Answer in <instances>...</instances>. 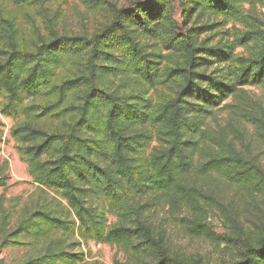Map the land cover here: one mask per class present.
I'll list each match as a JSON object with an SVG mask.
<instances>
[{"label": "trees", "instance_id": "1", "mask_svg": "<svg viewBox=\"0 0 264 264\" xmlns=\"http://www.w3.org/2000/svg\"><path fill=\"white\" fill-rule=\"evenodd\" d=\"M10 1L34 4V0ZM190 1L194 11L245 26V31L236 34V43L244 47L254 45L258 51L249 56L231 55L213 46L201 48L187 39L179 40L165 0H151V20L130 15L125 22L124 10H116L113 20L92 36L60 35L49 30L47 40L24 45L0 6V113L3 116L15 119L22 115L27 119L39 111L27 100L44 92L50 96L46 95L48 103L41 113L54 111L62 115L65 110H61L60 103L65 95L78 88L85 89L76 116L64 132H52L29 122H16L10 131L33 181L61 196L74 220L37 210L8 234L6 216L0 210L1 245L19 243L18 235L38 239L57 231L69 233L77 223L84 241L114 245L139 259L117 264H211L200 257L170 250L154 233L148 212L162 200L192 201L185 192L184 180L196 168L193 150L202 157L197 167L201 173H218L231 183L249 188L263 183L264 171L258 164L235 151L233 143L224 136H214L202 127L206 115L230 97L227 107L234 108L253 125L263 123L264 118L256 111L248 112L241 106V100L245 101L244 86L258 85L264 90V29L253 25L251 16L243 11V6L254 0ZM261 1L264 5V0ZM137 24L150 38L163 41L165 49L179 52L183 65L160 70L153 67L150 55L131 35L132 26ZM117 33L121 34L118 38ZM114 40L122 49L120 56L102 49L105 42ZM202 53L218 62H229L230 80L199 72L197 68L205 59L200 56ZM80 57L85 59L86 73L73 74L58 82L53 80L60 66ZM107 62L117 68L101 65ZM105 67L113 70L124 67L152 88L174 80L176 91L154 104L142 98L131 101V96H119L101 87ZM84 130L95 135L85 134ZM151 141L156 144L149 155L134 158ZM4 171L5 165L0 163V187L5 185ZM87 196L107 201L117 221L108 224L101 212L85 204ZM227 226L238 250L233 259L218 264H264V226L255 235L244 233L235 220ZM82 260L81 252L51 245L23 264H77Z\"/></svg>", "mask_w": 264, "mask_h": 264}, {"label": "rangeland", "instance_id": "2", "mask_svg": "<svg viewBox=\"0 0 264 264\" xmlns=\"http://www.w3.org/2000/svg\"><path fill=\"white\" fill-rule=\"evenodd\" d=\"M165 1L175 20V34L179 40L187 39L193 46L201 48L213 46L231 55L249 56L258 51L254 45L244 47L236 43V34L245 31V26L194 11L190 0ZM0 6H3L6 16L18 30V40L24 45L47 40L49 30L60 35L92 36L113 20L116 10H124L122 19L125 22L130 15L135 19L151 20V0H34V4H13L10 0H0ZM243 11L251 16L253 25L264 29V5L261 0L245 4ZM127 24L131 25V22ZM120 35L117 33L116 38ZM131 35L136 38L141 49L150 55L151 65L158 70L183 65L179 52L175 49L170 51L165 49L163 41L150 38L139 24L132 26ZM116 44L115 40L107 41L102 45V49L120 56L122 49ZM200 56L205 59L202 61L204 64L197 68L199 72L230 80L229 62H218L214 57L204 53ZM84 61L85 59L80 57L60 66L53 80L58 82L73 74L86 73ZM101 65L117 68L112 62ZM110 67L102 70L101 87L119 96H131V101L142 98L154 104L167 99L176 91L177 83L174 80L152 88L136 73L128 72L129 70L124 67L115 70ZM242 90L245 101L241 100V106L248 112L256 111L258 116L264 118L263 88L258 85H247ZM84 93V88L68 92L60 103L61 110H65L62 115L54 111L41 113L48 103L46 95L50 96L46 92L27 100L29 104L39 109L34 114L31 113L27 119L22 115L11 119L0 113V163L5 165V185L0 187V210L6 216V233H12L20 222L28 219L37 210L49 211L68 220H74L71 209L61 196L41 188L33 181L10 131L16 122H29L52 132H64L71 119L75 118ZM231 100L230 97L220 106L213 108L206 115L202 128L214 136H224L227 141L233 143L235 151L258 164L264 171V121L251 124L244 116L235 112L234 108L227 107ZM98 118L100 121V114ZM147 130L152 131V128L147 127ZM84 133L95 135V132L85 130ZM155 144L151 141L144 150L134 154V158L148 156ZM191 155L196 168L186 177L184 186L186 194L191 196L192 201L167 203L162 200L148 212L151 227L157 238H162L164 244L172 251L182 252L189 257H200L211 264L229 261L236 256L238 245L229 237L232 231L230 232L227 224L235 220L244 233L249 232L252 235L264 226V181L259 183L260 187L249 188L231 183L218 173H201L197 167L202 157L194 150ZM84 201L87 206L101 212L108 224L117 221L113 208L103 198L87 196ZM72 227L73 231L69 233L57 231L38 239L18 235L16 240L19 243L0 244V262L23 264L41 255L51 245L81 252L83 260L77 264L139 261L138 256H133L117 246L101 243L97 245L94 241H84L78 232L77 223ZM1 238L2 231L0 243Z\"/></svg>", "mask_w": 264, "mask_h": 264}, {"label": "built area", "instance_id": "3", "mask_svg": "<svg viewBox=\"0 0 264 264\" xmlns=\"http://www.w3.org/2000/svg\"><path fill=\"white\" fill-rule=\"evenodd\" d=\"M100 243H97V245H99Z\"/></svg>", "mask_w": 264, "mask_h": 264}]
</instances>
